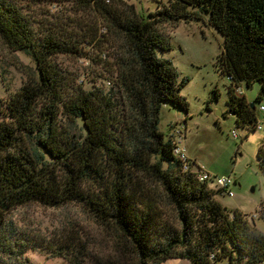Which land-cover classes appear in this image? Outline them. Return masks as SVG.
<instances>
[{"label":"trees","instance_id":"obj_1","mask_svg":"<svg viewBox=\"0 0 264 264\" xmlns=\"http://www.w3.org/2000/svg\"><path fill=\"white\" fill-rule=\"evenodd\" d=\"M31 1L71 3L94 19L62 17L38 27L21 1L0 0L1 42L30 56L36 70L0 105V264H30L27 248L73 264L83 257L73 224L46 242L23 236L12 214L31 204L82 208L119 241L123 259L115 264H264V233L219 204L222 191L199 182L197 164L183 161L177 138L159 130L163 106L188 114L180 93L189 81L159 57L172 47L158 31L196 21L221 36L215 68L230 82L228 110L237 126L254 132L256 109L243 87L257 84L253 103L264 100V0H152L156 11L146 16L123 0ZM86 46L98 51L89 61L108 68V88L85 90L57 66L59 55L87 59ZM218 97L212 91L209 103ZM257 162L264 175L263 148Z\"/></svg>","mask_w":264,"mask_h":264},{"label":"rangeland","instance_id":"obj_2","mask_svg":"<svg viewBox=\"0 0 264 264\" xmlns=\"http://www.w3.org/2000/svg\"><path fill=\"white\" fill-rule=\"evenodd\" d=\"M19 1L38 27L45 26V20L55 23L62 17L71 20L82 18L84 24L94 19L91 15L76 13L71 3L51 7L31 0ZM123 1L143 16L154 13L157 7L152 0ZM158 31L169 38L172 47L168 53H159V57L170 60L179 78L189 81L180 93L188 103V114L178 115L172 107L163 106L159 115V130L166 136L178 138L187 157L204 166L210 175L229 178L233 184L230 188L232 196L222 192L216 196V201L229 210L246 215L255 228L264 233V219H261L264 175L257 162L259 148L264 149V113L258 111L260 106H264V100L253 103L259 86L243 87L244 97L255 106L256 121L261 126L260 130L250 132L245 126H237L236 118L229 114L226 102L230 82L227 77L219 75L215 68L223 43L221 36L205 23L196 21L163 24L158 26ZM81 50L87 59L59 55L55 58L57 66L67 72L71 80L77 78L85 90H91L93 86L108 88L105 81V69L108 68L89 61L97 58V49L86 46ZM103 52L108 55L107 61L112 62L108 50L104 49ZM29 76L36 77L32 58L22 52H11L0 40V105L13 96ZM212 91H217L219 97L217 102L209 103ZM233 132L236 138L232 137ZM12 219L21 228L23 236L28 234L38 242L52 240L62 228L73 224L81 233L84 244L83 257L74 261L79 264H115L118 259H123L119 253V241L112 231L95 222L76 204L61 208H45L35 204L22 206L12 214ZM25 256L30 264H73L69 262L70 257H53L28 248ZM162 264L190 263L172 259Z\"/></svg>","mask_w":264,"mask_h":264},{"label":"built area","instance_id":"obj_3","mask_svg":"<svg viewBox=\"0 0 264 264\" xmlns=\"http://www.w3.org/2000/svg\"><path fill=\"white\" fill-rule=\"evenodd\" d=\"M241 92V90H239V93ZM259 112L264 113V106H260L259 107ZM261 129V126H258V130ZM233 138H236V134L233 132L232 134ZM175 153L180 156V158L184 161V160H190L186 153H185V149L181 146V141L177 138L176 140V149H175ZM197 179L199 182L201 183H205L208 185L209 188L213 189V190H218V191H222V192H226V194L228 196H232V192L230 190L232 184V181L229 178H224V177H216V176H212L210 175L209 172L206 171V169L204 168V166L202 165H198L197 164ZM212 185V186H211Z\"/></svg>","mask_w":264,"mask_h":264},{"label":"water","instance_id":"obj_4","mask_svg":"<svg viewBox=\"0 0 264 264\" xmlns=\"http://www.w3.org/2000/svg\"><path fill=\"white\" fill-rule=\"evenodd\" d=\"M249 106L252 109L254 108V105L252 103H250ZM217 113H218L217 115L219 116V118H222V115L219 112H217ZM229 114L233 116L232 112H229Z\"/></svg>","mask_w":264,"mask_h":264},{"label":"crops","instance_id":"obj_5","mask_svg":"<svg viewBox=\"0 0 264 264\" xmlns=\"http://www.w3.org/2000/svg\"><path fill=\"white\" fill-rule=\"evenodd\" d=\"M178 115H181L180 113L177 112ZM190 159V158H189ZM191 160V159H190ZM194 160V159H193Z\"/></svg>","mask_w":264,"mask_h":264}]
</instances>
